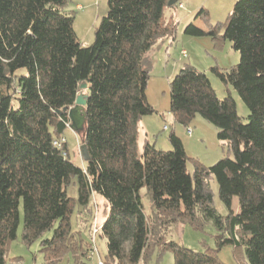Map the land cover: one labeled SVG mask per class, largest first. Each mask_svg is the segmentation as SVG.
Here are the masks:
<instances>
[{
  "label": "trees",
  "instance_id": "1",
  "mask_svg": "<svg viewBox=\"0 0 264 264\" xmlns=\"http://www.w3.org/2000/svg\"><path fill=\"white\" fill-rule=\"evenodd\" d=\"M168 1L107 0L93 43L82 47L73 17L62 13L68 0H0V264H6L20 224L21 243L39 242L43 264H89L90 240L72 230L71 215L75 207L88 212L94 196L107 205L98 234L106 244L105 264H147L156 249L171 252L174 264H220L217 251L228 244L248 264H264V0H237L225 21L207 31L192 23L184 29L218 46L228 41L239 53L229 70L211 71L248 110L242 123L233 99L217 98L203 72L189 65L179 69L169 82L168 112L183 127L199 116L232 154L209 167L194 162L192 174L173 131L169 151L148 142L138 150L137 143L140 119L155 113L145 94L148 54L175 30L164 11L179 0L170 7ZM202 16L205 10L194 19ZM80 93L86 101L83 167L69 160L64 137L69 119L63 110ZM72 179L76 199L66 194ZM211 179L225 216L212 206ZM142 189L150 217L140 201ZM204 222L219 233L217 249L194 252L164 240L172 224L196 229Z\"/></svg>",
  "mask_w": 264,
  "mask_h": 264
},
{
  "label": "rangeland",
  "instance_id": "2",
  "mask_svg": "<svg viewBox=\"0 0 264 264\" xmlns=\"http://www.w3.org/2000/svg\"><path fill=\"white\" fill-rule=\"evenodd\" d=\"M236 1L179 0V4L175 8L164 11L165 18L171 17L175 22L173 35L160 41L148 54L149 78L145 94L147 102L155 113L142 117L148 131L147 141L156 149L169 151L171 148L167 137L173 131L181 140L188 157L186 168L189 174L194 171V162L209 167L220 159L231 158L232 154L224 142L217 140V130L199 116H196L187 127H183L174 121L173 116L168 112L169 82L184 65H189L197 71L203 72L217 98L222 99L229 95L235 103L237 116L242 123L247 122L248 110L236 92L229 85L223 84L211 71L214 67L221 71L229 70L238 63L239 53L231 48L228 41H223L218 46L208 36L193 37L184 33L185 27L191 23L204 31L209 30L217 23H223ZM106 10L107 0H68L62 13L73 17L74 33L80 45L88 47L93 43L95 29ZM200 10L206 11L205 18L202 16V18L194 19ZM182 51L185 52V56H182ZM163 126H167L168 129L163 130ZM186 128L191 129L192 134L190 136L186 135ZM64 137L69 160L75 166L83 167L84 162L79 154L81 132L74 134L67 129ZM138 137L140 146L139 134ZM208 188L212 194L213 208L219 215L225 216L227 209L218 197L217 184L214 179L209 180ZM145 193V189L140 190V201L144 214L150 217L152 208ZM66 194L68 197L76 199L77 186L74 179L66 187ZM232 210L238 211L236 198L232 199ZM106 213V203L94 196L88 204V212L75 207L71 215V228L73 231H80L82 239L90 240L92 223L95 221V224L99 226ZM163 233L165 242H175L194 252L217 249L216 237L219 233L210 222H204L202 226L196 229L188 223L172 224ZM20 234L21 224L17 231V238L7 246L6 264H9L13 259L20 261L14 264H43L42 255L39 253V242L36 241L25 246L20 241ZM50 236L51 232H48L44 238ZM95 245L100 257L104 258L106 255L105 240L96 236ZM93 259L95 261V257ZM217 259L220 264H248L243 253L237 257L234 247L229 244L218 249ZM66 261L65 259L64 264H72L71 260L68 259V263ZM147 264H174L173 254L169 251L159 253L156 249L151 253Z\"/></svg>",
  "mask_w": 264,
  "mask_h": 264
},
{
  "label": "water",
  "instance_id": "3",
  "mask_svg": "<svg viewBox=\"0 0 264 264\" xmlns=\"http://www.w3.org/2000/svg\"><path fill=\"white\" fill-rule=\"evenodd\" d=\"M176 0H169L167 5L168 7L173 6ZM81 90L86 89V84L80 85ZM86 104L85 95L78 94L76 96L74 106L69 109H64L63 112L67 113L69 119L68 128L75 134H78L83 129V124L85 121V113H84V106ZM79 154L81 159L85 162L87 161V152L84 145H80L79 147Z\"/></svg>",
  "mask_w": 264,
  "mask_h": 264
},
{
  "label": "built area",
  "instance_id": "4",
  "mask_svg": "<svg viewBox=\"0 0 264 264\" xmlns=\"http://www.w3.org/2000/svg\"><path fill=\"white\" fill-rule=\"evenodd\" d=\"M182 56H185V52L182 51ZM68 127V125H67ZM167 126H163V130H166ZM185 133L187 136H190L192 134V131L190 128H186L185 129ZM64 142V139H60L58 142L54 141L53 145L57 148L60 147V144ZM63 156H65L64 153H62ZM100 231V225L98 226L97 224H95V221L92 223V227H91V233H90V247L86 253V259L88 260L89 264H105L104 259L102 257H100L97 247L95 245V238L96 236H98ZM95 257V261L94 258Z\"/></svg>",
  "mask_w": 264,
  "mask_h": 264
},
{
  "label": "crops",
  "instance_id": "5",
  "mask_svg": "<svg viewBox=\"0 0 264 264\" xmlns=\"http://www.w3.org/2000/svg\"><path fill=\"white\" fill-rule=\"evenodd\" d=\"M144 118H141L139 123H138V134L140 135V139H141V143L139 146V139L137 140L138 143V150H141L143 147V144L147 141L148 138V131H147V127H146V123H144ZM139 138V137H138Z\"/></svg>",
  "mask_w": 264,
  "mask_h": 264
}]
</instances>
